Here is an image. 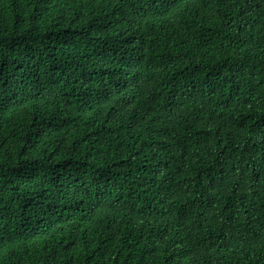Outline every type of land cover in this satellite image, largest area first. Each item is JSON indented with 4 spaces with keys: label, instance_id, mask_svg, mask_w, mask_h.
Instances as JSON below:
<instances>
[{
    "label": "trees",
    "instance_id": "obj_1",
    "mask_svg": "<svg viewBox=\"0 0 264 264\" xmlns=\"http://www.w3.org/2000/svg\"><path fill=\"white\" fill-rule=\"evenodd\" d=\"M0 264H264V0H0Z\"/></svg>",
    "mask_w": 264,
    "mask_h": 264
}]
</instances>
